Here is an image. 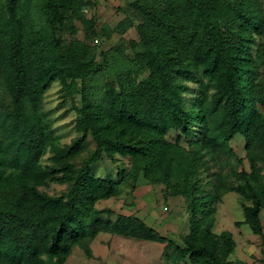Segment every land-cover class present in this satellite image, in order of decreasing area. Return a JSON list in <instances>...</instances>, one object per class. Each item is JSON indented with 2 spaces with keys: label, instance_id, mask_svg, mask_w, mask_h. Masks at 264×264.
I'll return each mask as SVG.
<instances>
[{
  "label": "trees",
  "instance_id": "16d2710c",
  "mask_svg": "<svg viewBox=\"0 0 264 264\" xmlns=\"http://www.w3.org/2000/svg\"><path fill=\"white\" fill-rule=\"evenodd\" d=\"M89 2L44 0L46 23L36 27L23 0H1L0 36L7 37V53L0 51V69L12 102L3 107L0 98V264H64L77 243L92 255L87 240L102 231L164 243L166 264H235L228 258L236 245L231 231L213 230L216 203L231 190L249 198L251 203H242L243 221L264 244V183L253 170L240 172L242 183L211 172L195 144L232 155L230 142L240 133L251 167L256 170L264 162V114L257 108V103L264 106V42L255 47L256 36L264 38V17L257 0L131 1L139 33L131 43L148 74L140 78L132 67L121 69L106 81L99 98L88 93L83 81L79 85L100 69L94 47L81 39L64 47L55 27L71 15L85 27L87 38L94 36ZM133 24L125 17L118 25L124 31ZM203 64L221 88L205 107H187L178 79H197ZM58 77L68 90L81 93L82 134L61 149L62 167L50 169L40 163L51 132L38 107ZM89 133L96 148L76 167L69 160ZM103 153L128 156L134 175L141 166L169 194L186 198L190 220L182 244L139 215L96 207L98 199L119 191L115 177L91 169ZM47 177L71 186L49 194L38 187Z\"/></svg>",
  "mask_w": 264,
  "mask_h": 264
},
{
  "label": "rangeland",
  "instance_id": "374dc122",
  "mask_svg": "<svg viewBox=\"0 0 264 264\" xmlns=\"http://www.w3.org/2000/svg\"><path fill=\"white\" fill-rule=\"evenodd\" d=\"M44 0H23L29 15L34 19L36 27L46 23L42 11ZM88 17L94 21V36L87 38L86 29L82 23L71 15L64 24H55L57 34L68 47L73 39L86 40L94 47L95 61L100 65L97 71L89 72L83 79L88 93L99 98L105 88V83L124 68L132 67L140 78L148 74V68L143 59L136 56V50L131 39H139L136 28L138 18L136 12L130 8L133 0H89ZM1 3V0H0ZM259 11L264 17V0H257ZM125 17L133 20V25L124 31L120 30L119 23ZM255 47L264 42L262 35L256 36ZM0 51L7 53V37L0 36ZM205 65L198 67L197 79L180 78L182 83V97L187 107H196L201 103L205 107L212 101L213 95L221 88L216 78L204 71ZM264 78V67L261 68ZM0 98L2 106L12 102V93L8 86L4 70L0 69ZM81 93L71 92L67 89L61 78L51 81L42 94L38 113L42 122L51 132L45 152L40 163L50 169L61 168L64 158L61 149L67 147L71 141L82 134L78 125L79 109L81 107ZM1 106V107H2ZM5 107V106H3ZM258 110L264 114V106L257 103ZM187 147V141H182ZM234 154H217L210 146H200L206 168L221 173L233 183H242L241 171H254L258 181L264 183V162L259 161L256 170L251 167L249 152L246 148L244 135L238 133L231 140ZM96 142L89 133L83 148L70 159L76 167L83 164L85 158L95 150ZM91 169L95 175L105 176L111 174L118 181L117 194L101 198L96 201V207H111L118 212L136 214L153 225L161 233L183 243L181 236L189 231V212L186 198L182 195L169 194L162 181H152L144 173L141 166L137 174L132 173V163L128 156L115 153L92 162ZM203 167H201L202 169ZM205 169L204 180L208 179ZM57 172L55 175H61ZM71 186L69 181H61L47 177L39 188L49 194L57 195L67 191ZM251 203V200L240 192L231 190L224 192L221 200L216 203L213 230L220 233L230 230L235 240V247L228 255L235 264H264V244L260 236L254 234L250 225L244 222L242 203ZM241 222H237V221ZM264 228V209L261 212ZM92 255L87 254L81 244H75L66 257L64 264H166L163 256L164 243L127 237L121 234L100 232L94 238L87 240ZM252 249L245 251L248 246ZM180 264H192L190 261H181Z\"/></svg>",
  "mask_w": 264,
  "mask_h": 264
},
{
  "label": "crops",
  "instance_id": "0c3cea01",
  "mask_svg": "<svg viewBox=\"0 0 264 264\" xmlns=\"http://www.w3.org/2000/svg\"><path fill=\"white\" fill-rule=\"evenodd\" d=\"M247 249L245 250V251H247V250H250V249H252V245L250 246H248V247H246Z\"/></svg>",
  "mask_w": 264,
  "mask_h": 264
}]
</instances>
